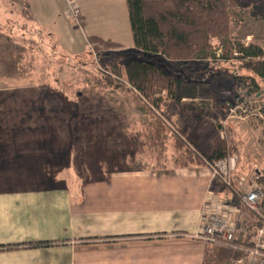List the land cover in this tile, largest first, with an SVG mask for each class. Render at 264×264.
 I'll use <instances>...</instances> for the list:
<instances>
[{
	"label": "rangeland",
	"instance_id": "rangeland-1",
	"mask_svg": "<svg viewBox=\"0 0 264 264\" xmlns=\"http://www.w3.org/2000/svg\"><path fill=\"white\" fill-rule=\"evenodd\" d=\"M227 11L232 41L256 45L264 52V0H239ZM79 18L80 14L74 22L65 17L56 28L73 33ZM47 27L31 23L25 0H0V60L18 64L17 74L0 77V128L69 131L66 157L75 165L71 171L91 176L93 171L113 168L133 170L138 162L154 169L179 167L176 160L183 159L175 137L170 130H161L170 124L207 159L221 142L235 147L236 178L247 179L254 171L264 175V78H256V88L248 87L246 79L239 82L254 75L237 70L240 63L218 51L200 63L198 74L185 77V99L179 104L165 99L157 109L136 99L127 87L95 86L103 74L93 59L105 61L126 50L101 53L100 47L88 49L71 34L57 40L46 33ZM133 57L178 75L161 56ZM162 131L167 139L161 145ZM92 161L95 169L87 167ZM208 195L213 198L211 192ZM213 205H204L203 214L217 210ZM235 206L247 214L239 203ZM247 216L248 221L253 219Z\"/></svg>",
	"mask_w": 264,
	"mask_h": 264
},
{
	"label": "crops",
	"instance_id": "crops-1",
	"mask_svg": "<svg viewBox=\"0 0 264 264\" xmlns=\"http://www.w3.org/2000/svg\"><path fill=\"white\" fill-rule=\"evenodd\" d=\"M25 1L31 23L48 25L57 40L71 34L101 53L133 49L126 0ZM67 1L80 14L73 33L56 28L65 22ZM67 133L0 128V247L49 244L0 251V264L202 263L207 246L194 234L204 205L239 203L207 166L81 176L66 157Z\"/></svg>",
	"mask_w": 264,
	"mask_h": 264
},
{
	"label": "trees",
	"instance_id": "trees-1",
	"mask_svg": "<svg viewBox=\"0 0 264 264\" xmlns=\"http://www.w3.org/2000/svg\"><path fill=\"white\" fill-rule=\"evenodd\" d=\"M237 1L239 0H126L133 49L114 54L105 61L95 57L93 60L103 74V78L96 81L95 86H111L116 89L127 87V91L136 99L145 101L157 109L165 99L179 104L185 99L182 92L185 77L198 74L200 63L212 59L221 51L224 53L223 57L240 63L237 70L248 71L254 75L234 78H240L239 82L246 79L249 82L248 87L254 85L256 88V78H264V52L256 45L244 47L239 42L232 41L229 35L230 16L227 9ZM142 53L161 56L168 62L169 68L178 75H169L154 63L136 57ZM86 56L92 57L90 53ZM192 62L197 64H190ZM17 70L16 61L7 64L0 60V77L15 75ZM167 127L161 130H170L175 137V144L183 159L176 160V163L180 164L179 167L207 166L226 156H237L235 147L221 142L207 159L203 151L187 139L185 133L174 129L170 124ZM159 135L162 145L167 136L164 132ZM134 165L133 170L150 167L145 162ZM245 180L248 183L255 180L264 192V175L261 172L254 171ZM225 193L230 194L232 191L225 189ZM261 206L264 209V199ZM260 225L261 221L253 217V222L248 226L250 235H253ZM48 245L36 243L8 246L0 247V251ZM206 246L201 264H222L243 258L245 255L243 249L248 244L247 238L239 234L230 247Z\"/></svg>",
	"mask_w": 264,
	"mask_h": 264
},
{
	"label": "built area",
	"instance_id": "built-area-1",
	"mask_svg": "<svg viewBox=\"0 0 264 264\" xmlns=\"http://www.w3.org/2000/svg\"><path fill=\"white\" fill-rule=\"evenodd\" d=\"M66 4L65 17L77 22L78 8L72 1ZM237 163L238 157L230 156L207 165V168L213 181L219 182L224 189L231 190L237 196L247 214H243L232 199L226 200L224 204H216L217 210L202 215V225L194 238L205 245L230 247L240 234L247 238L248 246L243 249L245 255L228 264H264V209L261 206L264 192L255 180L248 183L244 178H234ZM247 215L261 221L253 235H250L248 227L253 219L248 221Z\"/></svg>",
	"mask_w": 264,
	"mask_h": 264
}]
</instances>
